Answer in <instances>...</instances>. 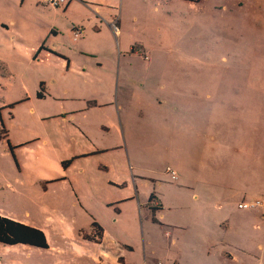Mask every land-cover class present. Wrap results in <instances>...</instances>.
<instances>
[{"label": "rangeland", "instance_id": "rangeland-1", "mask_svg": "<svg viewBox=\"0 0 264 264\" xmlns=\"http://www.w3.org/2000/svg\"><path fill=\"white\" fill-rule=\"evenodd\" d=\"M0 216L48 244L0 264H264V0H0Z\"/></svg>", "mask_w": 264, "mask_h": 264}, {"label": "crops", "instance_id": "crops-1", "mask_svg": "<svg viewBox=\"0 0 264 264\" xmlns=\"http://www.w3.org/2000/svg\"><path fill=\"white\" fill-rule=\"evenodd\" d=\"M121 89L123 90V98H124L123 99V104H124V107H125V110H126V112H125L126 116L129 115V112L131 111V108L134 107V106L139 105L141 107V109H143L144 90H133V91H129L126 86H122ZM157 138H159V136H157ZM182 188L189 190V192H190L189 195H190V198H191V202H193V203H201V202H203V199L202 198L207 193L208 194L210 193L205 188H191V187H182ZM129 199H127V200H129ZM124 200H126V199L124 198ZM130 201H132V200H130ZM251 201H253V200H251ZM238 203H237V206H238ZM117 210L119 211V209H117ZM133 211H134V213L136 212L135 206H133ZM94 222H96V221H94ZM168 222L170 223L169 226L173 227V231L170 232V233H167L168 234V238H166V241L168 243L167 246H169V247H171V246L175 247L176 245L178 246V244L181 242L182 234L179 233L176 230L181 231V230H183V228L180 227V226H178L177 225V221L174 220L173 218H171V220H169ZM97 224L99 226H101L99 223H97ZM102 229H103V231H102L101 235L98 238H97V236H94V238L96 240L95 239L92 240L91 238H88V239H90L94 243L103 244L104 241H105V239H106L107 231H104V228L103 227H102ZM199 239L202 241L203 239H206V238L203 237L201 233H199L197 235V240H199ZM206 240L209 243H211V246H209V248L205 251L208 255H210L213 252L214 246L217 245L220 241H219V239H216V238H207ZM111 241H112V245L111 246L124 245L123 243L119 242L118 240H113L112 239ZM192 250H194V248H192ZM196 250L199 251L201 249L196 248ZM214 250H215V248H214ZM179 253L181 255H178L177 256V260L171 261V260L167 259L165 261V263L162 262V261H159V262H161L162 264H173V263H176V264H185V260L182 258V254L184 253V251L180 249L179 250ZM103 254H105V253L104 252L99 253V255H103ZM89 258H90L91 261H95V259H96V257H89ZM149 260L150 261H153V257H151V258L149 257ZM102 262H103V260H101V263Z\"/></svg>", "mask_w": 264, "mask_h": 264}, {"label": "trees", "instance_id": "trees-1", "mask_svg": "<svg viewBox=\"0 0 264 264\" xmlns=\"http://www.w3.org/2000/svg\"><path fill=\"white\" fill-rule=\"evenodd\" d=\"M152 198L153 195L150 199ZM92 227L94 235L93 237L89 236V238L94 240V236H97L98 238L103 229L96 222H93ZM0 243L8 246L25 244L27 246L38 247L41 249H45L48 246L46 237L40 229L27 226L3 216H0Z\"/></svg>", "mask_w": 264, "mask_h": 264}, {"label": "built area", "instance_id": "built-area-1", "mask_svg": "<svg viewBox=\"0 0 264 264\" xmlns=\"http://www.w3.org/2000/svg\"><path fill=\"white\" fill-rule=\"evenodd\" d=\"M43 3L48 4V6L53 7V8H57L60 7L64 0H42ZM114 31H117L116 26L112 23ZM78 33H80V31L78 29H76L75 33H73V38L76 39L78 36ZM173 179H176V174L174 172V170L170 169L169 167L166 168L165 170ZM262 203L261 201H257V200H253V201H249V202H239L238 203V207H240V209H248V208H255V207H261ZM158 264H162L161 262H158ZM176 264V263H173Z\"/></svg>", "mask_w": 264, "mask_h": 264}]
</instances>
